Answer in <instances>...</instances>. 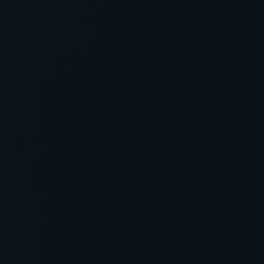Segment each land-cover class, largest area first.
Returning <instances> with one entry per match:
<instances>
[{
  "label": "water",
  "instance_id": "water-1",
  "mask_svg": "<svg viewBox=\"0 0 264 264\" xmlns=\"http://www.w3.org/2000/svg\"><path fill=\"white\" fill-rule=\"evenodd\" d=\"M0 264H264V0H0Z\"/></svg>",
  "mask_w": 264,
  "mask_h": 264
}]
</instances>
